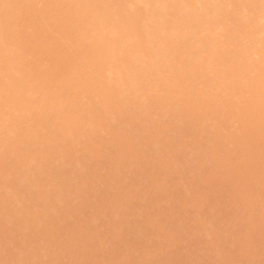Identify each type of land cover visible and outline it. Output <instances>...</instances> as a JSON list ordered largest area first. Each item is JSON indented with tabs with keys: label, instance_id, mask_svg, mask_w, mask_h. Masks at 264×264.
I'll list each match as a JSON object with an SVG mask.
<instances>
[{
	"label": "bare ground",
	"instance_id": "bare-ground-1",
	"mask_svg": "<svg viewBox=\"0 0 264 264\" xmlns=\"http://www.w3.org/2000/svg\"><path fill=\"white\" fill-rule=\"evenodd\" d=\"M37 1L49 5L48 15L56 14L49 0H0V264L15 263L22 253L19 245L34 264H74L76 247L96 264H101L99 260L108 264H209L196 259L195 253L201 244L212 246L211 239L221 235L230 240L227 246L232 251L245 250L258 219L264 217V203L257 205L263 198L251 203L247 198L253 194L245 193L248 184L241 194L244 186L234 180L243 170L235 165L237 152L225 151L226 129L230 128L227 124L216 127L213 121L230 115L229 119L240 120L238 126L242 122L252 130L255 119L250 109L256 103L260 108L264 104V0H65L79 9L83 24L78 26L79 39L94 37L93 41L89 47L72 48L65 39L52 36L50 49L44 46L47 52L31 48L35 36L20 19L23 9ZM53 22L52 17L50 24L55 26L58 20ZM50 24V30L55 28ZM41 50L43 61L37 59ZM253 54L262 60L251 59ZM209 86L211 92L206 89ZM249 90L263 98L254 100V107L252 98L247 99L251 104L244 99ZM230 104L232 112L228 111ZM233 120L232 124L237 122ZM108 130L114 131L112 139L103 135ZM114 155L123 173L112 162L109 165L119 173L115 179L107 175L108 163L103 166L110 170L102 171L106 179L113 177L109 185L112 179L117 181L115 191L99 174L103 168L100 158L114 162L110 160ZM173 162L181 168L175 166L178 170L174 171ZM153 163L155 167L149 169ZM195 171L197 176L190 177ZM227 181H232L234 191L240 185V196H246L239 201L241 197L232 194L233 202L229 197L224 209L230 214L223 212L224 216L209 204V191L217 183L216 199L227 196V188H221ZM180 182L183 187L174 191ZM166 200L168 207H156ZM242 201L244 210L257 205L263 212L256 211L254 220L245 223L247 241L242 237L231 241L240 229L234 223L241 219ZM174 202L180 215L170 208ZM108 203L112 207L105 206ZM81 213L87 216L80 218ZM75 215L83 222H77L76 216L73 222L77 223H71L69 216ZM132 217H136L132 221L143 222L138 230ZM104 222L110 227L105 233L100 227ZM190 232H203L204 239L193 244L195 253L186 251L188 255L179 256L176 241H185ZM142 236L147 246H157L163 261L150 256L152 250L140 241ZM147 237H152L151 242ZM113 238L124 242L118 245L121 241H117L118 254L102 248ZM139 241L147 250L140 247L138 251ZM222 244L209 249L212 258L226 264L222 258L230 256L231 249ZM16 246L20 255L14 251ZM250 246L255 247L251 242ZM249 248L239 255L241 264L261 259L257 262L264 264L263 250L256 248L260 256L250 254ZM143 250L150 251L138 254L140 262L135 252Z\"/></svg>",
	"mask_w": 264,
	"mask_h": 264
},
{
	"label": "rangeland",
	"instance_id": "rangeland-1",
	"mask_svg": "<svg viewBox=\"0 0 264 264\" xmlns=\"http://www.w3.org/2000/svg\"><path fill=\"white\" fill-rule=\"evenodd\" d=\"M33 1V0H32ZM35 1V0H34ZM49 1H52V3L50 2V6L51 7H55V9H56V14L54 15V16H51V15H48L49 13H48V11H51V9L49 8H47V6H49V5H47L46 6V4H45V2L44 1H37V2H35L32 6H30L29 8H25V9H23V11L21 12V14H20V16H22L20 19H22V20H24V22H22V23H24L23 24V26H24V28H26L28 31H29V33H31V35H32V33H33V36H35V37H33L34 39L33 40H31V45L33 46V47H31V48H34L35 50H39V49H44V46L49 50L50 48H49V46H51L50 45V43L51 42H49L50 41V38L53 36V37H60L59 39L60 40H62V39H65V40H62L63 42H67V44L69 45V47H89L90 45H89V43H91V41H93V38L91 39L90 37H89V39L87 40V39H85L84 41H81V38L79 39V36H81L80 34V32H81V30L79 29L80 27H82L83 26V24H82V22L79 20V9H78V7L77 6H71V5H68L67 4V1H65V0H49ZM53 5V6H52ZM52 17H53V23H55L57 20H58V22H57V24L54 26V24H50V23H52ZM56 19V20H55ZM21 20V21H22ZM264 20V19H263ZM50 24V26H53V27H55V28H52L51 30H50V28L51 27H48V25ZM28 25V26H27ZM58 25V26H57ZM80 25V26H79ZM82 25V26H81ZM78 26H79V28H78ZM29 29H33V31L31 32V30H29ZM48 30H50L51 32H49ZM39 32V33H38ZM46 32V33H45ZM37 35H35V34ZM38 33V34H37ZM43 36V34H44V36H43V38H45V40L42 38V37H40L41 35ZM53 34V35H52ZM49 35H50V37H49ZM219 36H220V33L218 34ZM47 38H46V37ZM260 36H262V35H260ZM259 36V38L260 39H262L263 37H264V35H263V37L261 38ZM37 37V38H36ZM48 37H49V40H48ZM219 38V37H218ZM46 40H48V41H46ZM91 40V41H90ZM66 42H65V44H66ZM44 43V44H43ZM34 44V45H33ZM40 44V45H39ZM37 45V46H36ZM39 45V46H38ZM43 45V46H42ZM68 45H67V47H68ZM72 45V46H71ZM79 45V46H78ZM40 46H41V48H40ZM41 50V52L38 54V60H42L43 61V54H41L43 51ZM44 50H46V49H44ZM48 50H46L45 52H47ZM255 54H256V52H255ZM257 55V54H256ZM256 55H252V57H251V59L253 58L254 59V56H255V59H256ZM259 56H261L260 54H258ZM258 55H257V57H258ZM40 56V57H39ZM40 58V59H39ZM43 58V59H42ZM259 58H261V57H259ZM263 58V57H262ZM254 59V61H261V60H259V59H256L255 60ZM264 59V58H263ZM44 61H46V58H45V60ZM251 61V60H250ZM253 61V60H252ZM262 61H264V60H262ZM40 62V61H39ZM251 66L252 65H250V67H249V70H250V68H251ZM83 69H84V67H82ZM85 69H86V67H85ZM90 68L88 67V70H89ZM87 70V69H86ZM86 70H84V71H86ZM253 70V69H252ZM254 73V71L251 73V74H253ZM251 74H249V75H251ZM211 77V76H210ZM215 82H217V80L215 81ZM214 82V83H215ZM202 85V84H201ZM200 85V86H201ZM212 87V86H211ZM210 88V86L208 87V88H206V89H209ZM214 90V89H213ZM254 90V89H253ZM251 91V90H249V91H251L250 93L249 92H247V94L249 93V95H247V96H244V99H245V101L247 102L248 100L247 99H249V98H252V100L250 99L249 101H253V107H254V105H255V103L256 102H254V100H256V99H263V98H258V96H257V98H256V95H257V93H255L254 91ZM208 91H212V89L210 88V90H208ZM240 93V92H239ZM244 93V92H243ZM241 94L242 96L244 95V94ZM239 94V95H240ZM256 94V95H255ZM238 95V97H240L241 99H242V96H239ZM224 96V95H223ZM237 97V96H236ZM237 97V98H238ZM246 97V98H245ZM248 97V98H247ZM97 98H99V97H97ZM236 98V99H237ZM239 98V99H240ZM241 99H240V101H241ZM97 101H98V99H96ZM96 100H94L95 102H96ZM264 100V99H263ZM238 101V104H239V100H237ZM248 101V102H249ZM256 101H258V100H256ZM262 101V100H261ZM261 101H259V102H261ZM247 102V103H248ZM97 103V102H96ZM241 103V102H240ZM264 103V102H263ZM236 104H237V102H236ZM248 104H251V102H249ZM257 104L259 105L260 103H256V106H255V108H253V110H252V107H251V109H250V105H249V109L251 110V111H254V113L252 112V115H253V117H254V114H258V117H255V118H253L252 117V121L255 119V123L253 124V126H252V130H249V128H246L245 129V125L244 124H242V122H241V124L238 126L237 124H239V122L238 121H240L239 119L237 120V117H231V119L233 120V121H235V119L237 120V122L235 121L234 122V124H232V120L231 119H229L228 117L230 116H227L226 118H223V117H219V118H216V119H214V121H213V125L214 126H216V127H218L219 125H220V127H222V126H225V124H227V127H228V129H229V131L226 129V131H227V133H226V136H228V137H226L228 140H227V142H228V146H227V148L225 149V151H226V153L227 152H231L232 150L233 151H236L237 152V157H235L236 159H235V165H237L238 167H239V165H241L240 167L243 169V170H241V172L240 173H238V170L237 169H235V172L236 173H238L237 174V179L235 178V176H234V180H237V181H235V182H238L239 184H241L242 186L241 187H243V192L241 193V191L242 190H240L241 188H240V185H239V187H238V189L236 188L235 189V191L232 189V181H227L226 183V185H224L225 183H221V188H227V191H228V193H226L225 195H227V196H225V197H221L220 199H219V197H218V199H216V196H217V194H216V191H217V189H216V187H218V185H217V183L215 184V186L209 191V195H212V197H211V201L209 202V204L210 205H212L214 208H215V210L216 211H218V213H220V214H222L223 212L225 213V212H227V211H224V209L226 208V202L227 203H229L230 202V200H229V197L232 195V194H236L235 196L236 197H241V199H239L238 198V200L239 201H241V200H243L244 198L243 197H245L246 196V194L245 195H242V196H240L241 194H244V191H245V189H246V187H245V185L246 184H248V187H247V189H246V191H245V193L247 192V191H250V192H248V193H250V194H253L252 195V198H249V197H251V195H248L247 197V199L251 202H253V203H255L256 201H258V200H262V198H263V202H260V201H258V202H260V204L258 203L257 205L259 206V205H261L262 206V203H264V192L263 191H261V190H264V104H262L261 103V108H260V105L257 107ZM232 104H230L229 105V109L230 110H228V111H231L232 110V108L230 107ZM242 106L241 107H243L244 106V108L246 107L244 104H241ZM227 106H228V104L226 105V110L228 109L227 108ZM252 106V105H251ZM244 108H242V109H244ZM215 109H212V111H214ZM249 110V111H250ZM210 111V110H209ZM251 111H250V113H251ZM203 112V111H202ZM227 112V111H226ZM225 112V114L227 115V113ZM232 112V111H231ZM210 113H213V112H211L210 111ZM209 113V114H210ZM230 114V113H229ZM211 115V114H210ZM229 119V120H226V119ZM224 119H225V121H224ZM226 122V123H225ZM230 125H231V127H230ZM242 125H244L243 127H244V129H243V127H242ZM142 126V125H141ZM139 129H142L141 127H139ZM226 131H224V132H226ZM104 133L105 134H103L104 136H106L107 138H111L112 139V137H111V135L113 136V134H114V131L113 130H108L107 132L106 131H104ZM118 142H120L119 140H117ZM116 141V142H117ZM115 142V143H116ZM123 142V141H122ZM227 142H226V144H227ZM121 143V142H120ZM117 144V143H116ZM123 143H121V144H119L118 143V145H122ZM226 144H224V145H226ZM223 145V146H224ZM223 148H225V147H223ZM229 150V151H228ZM225 151L223 150V153H225ZM232 151V152H233ZM225 153V154H226ZM118 156V155H117ZM116 156V157H117ZM234 156H235V153H234ZM104 159H106L107 157H103ZM103 158H100V161L102 162V163H100V166H101V164H102V166L106 163V165H107V163H108V167L107 166H105L106 167V169H108L109 167L111 168V170L109 171V170H107V171H109V173L107 174V175H109L110 173H111V175L112 176H114V179H115V175H119V173H117L116 171L118 170V167L120 166V164H119V161H117V160H119V158L117 157L116 159L117 160H115V155H114V157H110V160L113 158L114 159V162L113 161H109V160H104ZM102 159V160H101ZM96 161V163H98V159L97 160H95ZM115 161H117L118 162V164H117V162H115ZM109 162H112V165H115V166H117V167H115V166H112V165H109V164H111V163H109ZM175 162V161H174ZM173 162V163H174ZM58 163H60V162H58ZM115 163V164H114ZM172 163V165H173V167H172V169H174V171H177L176 170V168H181V167H179V162H178V164H173ZM152 164V163H151ZM150 164V167H148L149 169H152L153 167H155V164L153 163V165H151ZM181 166H182V164H180ZM103 166V168L101 167V171L99 172V174H100V177H103L106 173H107V171L105 170V167ZM152 166V167H151ZM175 166H176V168H175ZM178 166V167H177ZM114 167H115V169L117 168V170L116 171H114L113 169H114ZM195 167V166H194ZM237 167V168H238ZM87 169V168H86ZM86 169H84V171H85V173L86 172H89V171H86ZM121 169V168H120ZM118 170L119 172H121L120 174H122L123 172L121 171V170ZM216 169V167L214 166V167H212V171H214ZM239 170H240V168H238ZM89 170V169H88ZM105 170V174L103 173V171ZM114 171L115 173H112V172ZM98 172V171H97ZM103 173V176H102V173ZM125 173V172H124ZM193 173V172H192ZM126 174V173H125ZM125 174H123V175H125ZM191 174V173H190ZM189 174V175H190ZM197 174H198V172L197 171H195L193 174H191L190 175V177L192 176V177H194V176H197ZM106 175V176H107ZM188 175V176H189ZM112 176H107V178L109 177L110 179H111V177ZM120 177V176H119ZM123 177V176H122ZM121 177V178H122ZM189 177V178H190ZM104 178H105V176H104ZM103 178V179H104ZM113 178V177H112ZM189 178H188V180H189ZM102 179V180H103ZM106 179V178H105ZM105 179H104V182H105ZM110 179H106L107 180V186H110V185H112V186H110V188L111 189H113L114 188V191L116 190V189H118V186H117V181L116 180H114V179H112V181H110L111 182V184L109 185L108 184V181L110 180ZM191 179V178H190ZM117 180H119V178L117 179ZM127 180H129V182L127 181ZM126 180V182H127V184L128 185H130V178L129 179H127ZM133 180V179H132ZM131 180V181H132ZM228 180V179H227ZM119 181H121V182H119L118 183V185H121L122 184V179L121 180H119ZM224 181H226L225 179H224ZM109 182V183H110ZM133 182V181H132ZM219 182V181H218ZM121 183V184H120ZM181 183V182H180ZM133 184V183H132ZM263 184V185H262ZM126 185V184H125ZM128 185H126V186H128ZM183 183H181V184H179V185H177V187H175L174 188V191H176L177 189H181L182 187H183ZM203 185H205V182H203V181H201V186L202 187H204ZM217 185V186H216ZM259 185H262V189L260 190L259 189ZM114 186H116V189H115V187ZM249 187L251 188V190H249ZM109 188V187H108ZM215 188V189H214ZM240 188V189H239ZM231 189L233 190V192L231 191ZM226 190V189H225ZM240 190V191H239ZM118 191V190H117ZM178 191V190H177ZM176 191V192H177ZM230 191H231V193H230ZM239 195H238V194ZM241 193V194H240ZM230 194V195H229ZM18 197V196H17ZM20 197V196H19ZM228 198V199H227ZM232 197H230V199H231ZM254 198H256V201H255V199ZM232 199H234V198H232ZM231 199V200H232ZM247 199H246V201H247ZM250 199H254V201L253 200H250ZM229 200V201H228ZM245 201V202H246ZM233 202V200L230 202V203H232ZM235 202H237V200L235 201ZM244 202V203H245ZM251 202V203H252ZM36 203H38V202H36ZM40 203V202H39ZM38 203V204H39ZM257 203V202H256ZM36 205V206H39V205ZM209 204H207L206 206H209ZM240 204H242L241 205V207L240 208H243V206H244V204H243V201L242 202H240ZM107 205H110L109 203L108 204H106L105 206H107ZM112 205V204H111ZM110 205V207H112ZM163 206V207H168V205H169V201L168 200H166V201H161L156 207H158V206ZM230 206V204H227V206ZM251 205H253L254 206V204H251ZM257 205H255L254 207H252L251 209H248L249 207L248 206H250V205H248V206H245V208L247 207V211L246 210H244V208L242 209V212H241V209L239 208V211L237 212V213H239V212H241L242 213V215H241V213H239V218H241L240 220H238L239 218H236L235 216V218L238 220V222H232V223H234V224H236V228L238 229V228H240V229H238V230H241L242 229V231H238L237 230V233H236V235H233V238L231 237V238H229V239H231V241L232 240H235L234 239V237H236V238H238L239 239V237L241 238V240H243L244 239V241L247 239L245 236H247L248 237V235L249 234H246V233H248V232H244L243 230H246V225H245V223L247 222L248 224H250L251 223V220H254V219H252L251 217L253 216L254 217V214H256V211H260V210H258V206ZM109 207V208H110ZM263 207H264V204H263ZM262 207V208H263ZM170 208H172L173 209V212H178L179 210H177V205H176V202H174L173 203V205H172V207L170 206ZM260 208V207H259ZM262 208H261V211L259 212V214L261 213V212H263V210H264V208H263V210H262ZM107 209H108V207H107ZM110 210V209H109ZM245 212H244V211ZM172 211V210H171ZM244 212V213H243ZM179 213V215L181 214V211H179L178 212ZM224 213H223V215H224ZM229 212H227V214H228ZM235 214H237L236 213V211L234 212ZM226 214V213H225ZM227 214H226V216H227ZM230 214V213H229ZM234 214V215H235ZM258 214V213H257ZM79 216H80V218H81V215H82V213L81 214H78ZM78 215H75V216H72V217H70L69 216V218H70V220H69V218L67 219V222H68V220L71 222H73L75 219H76V216L78 217ZM86 214H84L83 213V218L84 217H86L85 216ZM219 215V214H218ZM261 215V214H260ZM259 215V216H260ZM136 216V215H135ZM225 216V215H224ZM229 216V215H228ZM238 216V215H237ZM258 216V215H257ZM257 216H255V217H257ZM259 216L257 217V218H259ZM262 216H264V212L262 213ZM75 217V218H74ZM137 217V216H136ZM136 217H135V219H136ZM231 217H232V219H233V215H231ZM79 218V217H78ZM79 218V219H80ZM83 218L82 219H76V220H78L77 222H80V221H82L83 220ZM227 219H229L230 218V216H229V218L228 217H226ZM262 220H260V219H258L259 221V224H258V222H257V227H256V233L254 234V235H252V234H250L249 235V239H248V241H249V244L248 245H246L245 246V250L244 249H242L241 250V254L242 253H245V251H246V247L247 248H249V245H250V242H251V245L253 246H255L254 248H255V250H254V248L252 249L251 248V246H250V248H251V250H250V248H249V250H248V252L250 253H252V254H254V252H256V253H258V251H259V249L262 251L263 250V252H264V217H260ZM12 219V218H11ZM86 219V218H85ZM132 219H134L133 217L131 218V222H133L132 221ZM138 219V218H137ZM139 219H141V218H139ZM231 219V218H230ZM230 219H229V221H230ZM236 219H233V220H236ZM75 220V221H76ZM232 220V221H233ZM139 221V222H138ZM137 222L139 223V225H136V221H134V222H136V223H134L133 222V225H135V226H137V227H134V228H137V230H138V228H141L140 227V224L141 223H143L142 221H140V220H138ZM70 222H69V224H70ZM71 222V223H72ZM76 222V223H77ZM83 222V221H82ZM81 222V223H82ZM130 222V221H129ZM261 222V223H260ZM74 223V222H73ZM76 223H74V224H76ZM105 223V222H104ZM103 223V225H105ZM137 223V224H138ZM129 225V224H128ZM170 225V224H169ZM169 225H167V227L169 226ZM219 226H221V224L219 223L218 224ZM130 226H132V224L130 225ZM139 226V227H138ZM100 227H101V231H103L104 229L106 230V231H108V229L110 228L109 226H107V224L102 228V225H100ZM167 227H166V231L168 232V230H167ZM169 227H171V225L169 226ZM87 228V227H86ZM128 228L130 229V227L128 226ZM133 227H131V229H132ZM133 228V229H134ZM176 228V227H175ZM215 228V227H214ZM217 228V227H216ZM215 228V229H216ZM232 228L234 229V225H232ZM85 229V228H84ZM128 229V230H129ZM169 230H173V231H175L174 229H172V228H168ZM214 229V231H212V232H215L216 230ZM126 230H127V227H126ZM135 230V232L137 231L136 229H134ZM235 230V229H234ZM106 231H103L104 233L106 232ZM130 231V230H129ZM148 231V233H150L151 231H152V229H151V231L150 230H147ZM150 231V232H149ZM217 231H219V230H217ZM221 231V230H220ZM232 232V231H231ZM151 235H152V232L150 233ZM169 234H171V232L169 233ZM233 234V233H232ZM150 235V236H151ZM251 235H252V237H251ZM149 236V235H148ZM171 236H173V235H171ZM203 237V239H204V234H203V232H199L198 234L196 233V232H190V234H189V236H188V238L184 241V239H183V241H181V240H178V241H176L177 242V244H176V246H175V248L176 249H178V251H180V254L178 253V255L180 256V255H183L186 251L187 252H193V253H195V250H194V246H193V244L195 243L196 245L201 241V238ZM221 237H222V235H221ZM216 238V237H214V238H212L211 240H212V246H207V245H204V244H201V247H200V249H199V252L198 253H195V255L197 256V258L196 259H198V257H199V260H203V261H206L207 263H209V264H215V263H219V261H220V259H217V261L214 259V258H212V255H211V253L213 252V250L212 249H209V248H214L215 247V245H218L219 244V246L221 247V245L220 244H222V243H225V241H227V240H225L226 238V236L224 237V235H223V237L222 238ZM146 238V237H145ZM223 238H225L224 240H223ZM142 239V240H141ZM140 239V241L142 242L144 239H143V236H142V238ZM147 239L148 240H150V242H151V239H152V237H147ZM168 240L169 239V237H167V238H165L164 240ZM111 240V239H110ZM110 240H108L106 243H105V245L102 247L103 248V250H106V251H110V252H117V254H118V246H117V244L121 241V243H119L118 245H122L124 242L122 241V240H117L118 241V243H117V241H116V239L115 238H113L111 241ZM166 240V241H167ZM139 241V244L138 245H143L142 243H145V246L148 248L149 246H147L148 244H147V242H140ZM147 241V240H146ZM153 241V240H152ZM229 241V242H228ZM225 244H226V246H227V244L228 243H231L230 242V240H228ZM247 241V240H246ZM149 243V242H148ZM166 244H167V242H165ZM147 244V245H146ZM152 244V246H150L149 248L152 250V252L150 251V256L153 258L154 257V259L155 260H158V259H160V257H161V254H160V252H158L157 250H158V248H157V250H156V247L157 246H155L153 243H151ZM225 244H222V245H225ZM141 245L139 246V249H138V251H140L141 250V248L143 247V249H144V247L145 246H142L141 247ZM230 245V244H229ZM18 246H16L13 250L15 251V253H17L18 255H20V252L19 251H22V253H21V257L19 256V258H17V260L15 259V261H13V262H15V263H13V264H22L23 262H24V264H26V262L28 261V263L29 264H34V262H33V260L32 259H30L31 258V256L29 255V254H25V253H23V249H22V247L19 245V251L17 250L18 248H17ZM21 247V248H20ZM141 247V248H140ZM145 247V248H146ZM232 247V246H231ZM17 248V249H16ZM147 248H146V250H147ZM148 248V249H149ZM227 248H229V250L231 249L230 248V246H227ZM239 248V247H238ZM244 248V247H243ZM256 248H259L258 250L256 249ZM22 249V250H21ZM75 250H74V257H73V259H72V261H74L73 263L75 264H96L95 262L93 263V260H92V263H90L89 262V258L87 257V256H84V255H82L81 253H79V249L76 247V248H74ZM234 248L232 247V249H231V252L230 251H227L228 253L230 252V256H231V258H230V262H229V257L230 256H228L227 257V252H224V253H226L227 255L225 256L226 258H222L223 260H225V259H227V262H226V264L227 263H229V264H241V257L239 256L240 255V253L238 252V251H240L239 249H237L238 251H232ZM137 250V249H136ZM257 250V251H256ZM78 251V252H77ZM105 251V252H106ZM142 251V250H141ZM149 251H145V250H143V252H135V253H137V256H138V254L140 255L141 253H144V252H149ZM176 251V250H175ZM177 251V252H178ZM260 251V252H261ZM184 252V253H183ZM233 252V253H232ZM247 252V253H248ZM259 252V253H260ZM263 252H261V254H263V256H264V253ZM14 253V254H15ZM151 253H153L152 255H151ZM250 253V254H251ZM255 253V254H256ZM258 253V254H259ZM16 254V255H17ZM232 254V255H231ZM185 256L186 255H188L187 253H185L184 254ZM183 255V256H184ZM260 255V254H259ZM137 256L135 255V259L137 258ZM261 256V255H260ZM259 256V258H258V255H257V259H260L261 257ZM139 258H140V256H138ZM139 258H137L138 259V261L140 260V262H141V258L139 259ZM263 258V257H262ZM30 260V261H29ZM100 261V263L101 264H108V263H106L104 260H99ZM104 261V262H103ZM160 261H163V260H161L160 259ZM222 261V260H221ZM220 261V263H223L224 264V262L222 261L221 262ZM258 261V260H257ZM256 261V262H257ZM135 262V261H134ZM136 262H137V260H136ZM139 262V263H140ZM202 263V261H199V263ZM240 262V263H239ZM252 263V264H263V263H258V262H262V259H261V261L259 260L257 263ZM27 263V264H28ZM161 264H165L166 262H164L163 261V263L162 262H160ZM159 262H157V264H160ZM137 264H138V262H137Z\"/></svg>",
	"mask_w": 264,
	"mask_h": 264
}]
</instances>
